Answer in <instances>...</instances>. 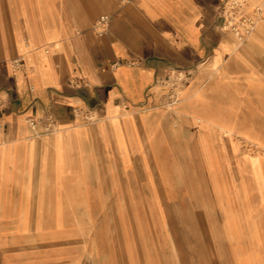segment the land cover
I'll return each mask as SVG.
<instances>
[{
	"label": "crops",
	"instance_id": "crops-1",
	"mask_svg": "<svg viewBox=\"0 0 264 264\" xmlns=\"http://www.w3.org/2000/svg\"><path fill=\"white\" fill-rule=\"evenodd\" d=\"M222 3L0 0V98L8 100L0 109V218L24 223L25 212H39L30 196L58 198L54 204L65 197H84L86 204L111 198L118 210L122 196H135L137 161L150 170L160 141L161 79L204 65L225 76L221 63L235 39L222 30ZM101 17L108 18L103 36L93 30ZM262 31L238 49L240 56ZM14 59L21 61L15 70ZM202 91L180 93L176 109L193 132L204 123L233 135L229 112L202 105L196 98ZM75 109L88 116H74ZM46 114L56 132L29 127L28 119ZM197 140L201 150L205 143Z\"/></svg>",
	"mask_w": 264,
	"mask_h": 264
},
{
	"label": "rangeland",
	"instance_id": "rangeland-1",
	"mask_svg": "<svg viewBox=\"0 0 264 264\" xmlns=\"http://www.w3.org/2000/svg\"><path fill=\"white\" fill-rule=\"evenodd\" d=\"M254 7L262 20L232 42L223 78L204 65L161 79L160 141L150 170L137 161L135 196H122L119 210L111 198L30 196L39 212L24 223L0 218V264H264V31L238 50L264 27V0H248L246 11ZM192 87L203 89L202 105L229 112L233 135L204 123L193 132L176 109Z\"/></svg>",
	"mask_w": 264,
	"mask_h": 264
},
{
	"label": "built area",
	"instance_id": "built-area-1",
	"mask_svg": "<svg viewBox=\"0 0 264 264\" xmlns=\"http://www.w3.org/2000/svg\"><path fill=\"white\" fill-rule=\"evenodd\" d=\"M248 0H223L220 15L223 18L222 30L230 34L237 42L242 43L243 40L250 35L256 28L257 24L262 20L263 10L261 7H254L253 10L245 13ZM108 24L107 17H101L96 22L94 29L95 32L102 36L105 33ZM12 68L18 69L21 67L20 59H14L11 62ZM118 63H114L112 68L118 67ZM8 100L0 98V109L7 105ZM74 116L83 117L88 116L87 111H80L75 109L73 111ZM27 123L32 130L36 129L37 124L42 125V135H48L56 132L54 125V119L51 114H46L41 120L35 121L28 119Z\"/></svg>",
	"mask_w": 264,
	"mask_h": 264
}]
</instances>
